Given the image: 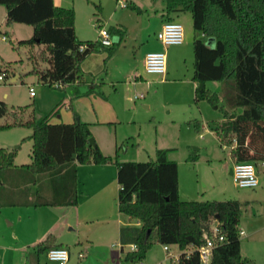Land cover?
<instances>
[{
	"label": "trees",
	"instance_id": "obj_1",
	"mask_svg": "<svg viewBox=\"0 0 264 264\" xmlns=\"http://www.w3.org/2000/svg\"><path fill=\"white\" fill-rule=\"evenodd\" d=\"M164 4L167 22H174L173 17L181 13L190 15L194 31L195 104L206 101L212 110H221L219 95L207 84L223 83L230 87L234 94L232 105L239 112L228 116L214 132L225 142L223 146L233 147L230 157L235 164L254 166L264 162V0H164ZM92 5L95 23L100 25L101 6ZM0 6L6 9L3 26L11 28L17 23L32 29L30 39L18 42L30 49L28 60L33 64L30 74H36L38 80L50 88L62 91L71 85L88 84L92 79L81 70L85 58L91 53L104 52L106 65L123 36L122 32L109 27V33L116 38L111 47L104 48L97 41H80L75 31L73 7L55 6L54 0H0ZM211 40H214L213 46L208 45ZM35 46L40 48L37 54H33ZM82 46L85 48L81 51ZM38 60L47 63L49 68L40 71ZM1 72L6 73V70ZM6 114L7 108L0 101V118ZM12 116L13 121L0 125V130L22 127L31 132L28 137L30 163L19 169L33 178L50 174L57 184L51 202L37 201L33 207H74L77 203L76 167L115 165L119 189L117 208L126 219L117 240L124 263H142L154 243L177 246L180 250L199 247L203 244L204 231H209L212 222L218 224L224 244L213 251L209 264L252 263L240 255L241 205L230 200L182 201L177 165L167 159V151H157L155 160L147 163L119 162L118 151L123 146L115 148L113 157L101 153L96 144L87 147L92 137L90 125L77 122L76 114L71 124H51L48 117L38 121L33 114L27 120ZM192 124L198 131L199 122ZM15 158L14 151L0 147V172L16 169ZM189 158L191 162L198 159L197 155ZM131 245L136 250H129ZM57 247L63 246L56 242L53 234H48L36 245L33 259L38 263L40 256ZM180 261V264H201L196 254Z\"/></svg>",
	"mask_w": 264,
	"mask_h": 264
},
{
	"label": "rangeland",
	"instance_id": "obj_2",
	"mask_svg": "<svg viewBox=\"0 0 264 264\" xmlns=\"http://www.w3.org/2000/svg\"><path fill=\"white\" fill-rule=\"evenodd\" d=\"M67 1L68 5L73 7L75 19L80 26V34H77V37L81 39L90 37L94 41L97 32L92 22L93 17L94 22L96 20L93 15L95 7L92 3L101 6L100 0ZM101 1L107 12L113 13L111 4L115 0ZM158 1L164 4V0H156ZM163 7L166 5L164 4ZM0 9L3 11L4 8L0 6ZM116 9L114 18L123 22L126 32L121 44L114 47L117 52L111 64L113 72L114 67H123L133 74L137 73L151 80L148 92L144 90V86L133 87L131 76L122 79L120 83L115 82L116 86L121 85L120 90L126 91L125 97L130 98V101L125 102V106L126 111L128 110L127 115L131 117L129 119L134 122L98 124L90 106V98H84V95L70 98L71 91H68V87L66 91L50 88L40 82L36 74H30L33 69V64L28 60L30 49L20 46L18 42L30 39L32 29L15 23L11 28L3 26L0 33V70H6V73L1 72L4 79L0 81V101L7 108V114L0 118V125L10 124L14 119L12 114L16 115V119L24 120L29 119L31 114L38 121L48 117L49 122L53 123L56 121L53 115L55 111L62 117L65 114L72 116L70 108H65L69 106L71 100V105L80 112L76 117L81 122L92 123V138L106 155L114 156L116 146L118 148L123 146L118 151L120 162L147 163L155 160L157 151H167L170 160L175 161L177 165L179 196L183 201H237L241 205L239 231L243 230L245 233L239 237L240 255L251 261V264H264V165L262 166L260 162L254 165L258 180L256 189L234 186L230 176L231 167L235 164L230 158L233 147L223 146L225 142L214 132L223 120L239 112V109L236 110L232 105L234 96L232 89L223 83L209 85L208 88L220 97L221 110H212L206 101H200L196 105L189 77H185L187 75L185 65L174 59V52L180 49L177 46L163 48L169 49L171 53L169 67H173L172 71H175L176 77L179 78L177 81L182 80L181 82L175 84L170 80L171 77L145 73L142 59L145 53L152 52L153 48L146 42L141 46L139 38L141 34L143 38H146L147 34L153 38L152 28L147 29L144 23L147 16L139 15L137 10L128 9L131 16L128 18L126 14L128 12H122L125 8L121 9L117 4ZM183 15L186 16H183L179 22L185 30V40L191 42L194 31L190 15L188 13ZM3 36L6 37V41L1 40ZM156 44L159 45L157 42ZM39 51L40 48L35 46L33 54ZM38 62L40 71L49 68L47 63L39 60ZM161 79L162 83H160ZM80 87L84 94L85 87ZM29 89L33 90V98L29 95ZM140 94H143L144 99H133L134 95ZM58 99L66 101L64 107L57 105ZM56 105L60 107L57 109ZM195 121L200 124L198 131L193 128L192 123ZM30 134V130L22 127L0 130V147L15 152L16 164L30 163L31 141L28 139ZM194 155H197L198 159L191 162L189 157ZM4 173L0 172L2 182V185L0 184V264H37L32 254L38 242L45 236L39 237L46 229L44 227L50 218L48 209L51 208L41 207L35 210L33 205L42 200L51 202L54 198L53 189L57 186L56 180L50 174L33 178L24 169ZM115 204L117 205L116 200ZM117 213L122 223H125L126 219L120 215L118 208ZM96 216L98 214L94 213L91 218ZM69 228L60 226L61 234L64 235V245L72 247L70 243L76 238V227L72 232ZM117 240L114 239L112 243L116 244ZM170 249L173 253L178 252L174 246ZM165 259L163 246L154 243L145 259L139 264H172ZM44 263L46 264L47 261L43 255L40 256L38 264Z\"/></svg>",
	"mask_w": 264,
	"mask_h": 264
},
{
	"label": "crops",
	"instance_id": "obj_3",
	"mask_svg": "<svg viewBox=\"0 0 264 264\" xmlns=\"http://www.w3.org/2000/svg\"><path fill=\"white\" fill-rule=\"evenodd\" d=\"M92 1L95 2V0ZM126 1L128 7L125 8L122 12L123 13L128 12L126 13L128 18H131L129 14V10H137L136 12L141 16L143 14H146L147 17L144 19V23H146L147 29L152 28L151 33L153 35V38L152 37L150 38V34H147L146 38L144 37L145 38L144 39L141 34L139 38L141 41V46H144V43L146 42L147 45L153 48L152 52L164 51L167 59V69H166V73L164 74L165 77H171L172 79L170 80L175 82V84L181 82L182 80L177 81L179 78L176 77L175 71H172L173 67H169V63L171 60L169 59V55H171L169 49L163 48V46H161L159 41L156 40V34L161 30L162 25L167 22V18L164 17L165 7H163L164 4L162 3V1L161 2L160 1L156 2V0L155 1L141 0L140 2H137V0H126ZM149 1H151L150 4ZM100 2L102 6L100 26H105L106 28L114 27L116 30L122 32L123 34L121 38L122 41L125 36L126 27L124 26L123 22H120V20L114 18V16L117 13L116 12L117 5H115L116 0L115 2L113 1V3L111 4L113 7L112 9L114 10L113 13L107 12V9L104 6L103 2L101 0ZM54 4L55 6L58 7H64V8L71 7L68 5L67 0H54ZM183 14L185 13H181L180 15L174 16L173 17L174 19L172 21L180 24L179 21L181 20V18L183 16H186ZM5 16H6V9L4 8L3 11H1L0 9V30L3 27ZM92 22L96 30L97 24L94 22V17L92 19ZM74 25H75L76 35L80 34V26L78 25L77 19H75ZM141 31H143V29H141ZM77 38L82 42L92 41L90 37H88L87 39H81L79 37ZM96 40L97 38L94 41ZM183 40H184L183 44H181V46H177L180 47V49L174 52L175 54L174 59L185 65L187 71V75L185 77H189V82L191 83L192 90L194 91L195 84L193 82V77H192L193 63H194L193 54H192L193 40L191 42H187L185 40V30H184ZM211 41L208 44L209 46L214 45V43L212 44ZM156 42L159 45H157ZM116 52L113 54V56H111L107 60L106 65L104 64L106 54H102V53L89 54V56H87L84 62L81 64L82 72L86 76L92 79L88 84L83 86L85 87L86 92L88 90H91L89 95L86 96L85 95L86 92L83 94V91H81L80 89L81 87L76 88V85H71L67 88L69 92L71 91L70 93L71 97L69 96L70 98L76 96L82 97V95H84L83 96L84 98L86 97L90 98V106L93 108L94 116L97 119V123L102 125H109L112 123L121 124L126 121L134 122L132 119H129L131 117L130 115H127L128 110L126 111L127 108L125 106V102L130 101V98L125 97L126 91L120 90L119 88L121 87V85L116 86L115 82L120 83V81H123L122 79H126L127 77L131 76L133 78V81L131 82V85L133 87L137 88L138 86H144V90L146 92H148L150 89L151 80L143 78L137 73L133 74L127 68L124 69L123 67L122 68L114 67V72H113V65L111 64L116 56L115 55ZM143 64H144V60H143ZM188 66H189V70H188ZM107 79H109L110 81L108 82ZM162 82L163 80L161 79L160 83ZM211 84L212 83H208L207 87H209V85ZM140 95H142L143 97V94ZM30 97L33 98V96ZM137 99H141V98H137ZM65 103L66 101H64L63 99L60 100L58 99L57 101V105L60 104V106L62 107L65 106ZM60 106H58L57 109ZM68 107L72 111L71 113H73L72 116L71 114L70 115L65 114V116L62 117L61 114L55 111L53 115L56 117L55 118L56 121H54L51 124L54 123L71 124L74 121L73 115L74 114L80 115V112H77L74 109V106L71 105V100L69 106L67 107L65 106V108ZM133 118L135 117L133 116ZM86 123L89 124L88 122ZM89 125L91 131L92 123ZM95 144L98 146V148L101 151L99 144L97 143ZM101 153L103 152L101 151ZM103 154L107 157H113L112 155H106L105 153ZM166 157L168 160H170L168 155ZM231 161L233 162L232 159ZM14 165L16 166V169H12L9 172H17L19 166L26 164H16L14 162ZM76 172H77L76 205H74V207H60V206L46 207V208H51L48 209L50 218L44 227L46 229L44 230L43 234L40 235L39 237H43L45 235L44 236L45 238L48 234H53L56 238V242L61 246H63L64 248H66L69 252V260L67 264H127L122 261L123 253L120 250L119 244L112 243L114 239H118V233L121 225L123 224L117 213V208H116L117 205L115 204V200L117 199L116 192L118 193L119 190L117 184V171L115 165L111 163L107 165H94V164L87 166L78 165L76 167ZM115 182H116V186H115ZM180 199L183 201L181 197ZM41 207L43 206H37L34 207V209L36 210L37 208H41ZM94 213L98 214V216L92 219L91 217ZM95 224H98V226H95ZM61 225L65 228L70 227L69 228L70 232L75 231V227H76V235H75L76 238L74 237L75 239L72 240L73 243H70L73 248L68 245H64L65 242L64 235L61 234L62 230H60ZM83 243L85 244L83 245ZM83 249H85L86 251H84ZM126 250H128V248Z\"/></svg>",
	"mask_w": 264,
	"mask_h": 264
},
{
	"label": "built area",
	"instance_id": "obj_4",
	"mask_svg": "<svg viewBox=\"0 0 264 264\" xmlns=\"http://www.w3.org/2000/svg\"><path fill=\"white\" fill-rule=\"evenodd\" d=\"M120 5L121 9L127 8L126 0H116V5ZM97 42L104 47H111L116 38L113 37L108 28L105 26H96ZM184 29L182 24L177 22H166L162 25L161 30L156 34V40L159 41L161 46H181L184 42ZM2 41H6V37L1 38ZM85 47H81L82 51ZM144 71L148 75L163 76L167 69V59L164 51L162 52H149L144 56ZM4 79V76L0 73V81ZM62 88L61 85H56ZM30 96H33V90L29 89ZM143 98L142 95L134 96V99ZM264 165V162L261 163ZM231 179L234 186L238 188L256 189L258 187L256 167L250 163L234 164L232 167ZM244 231L240 230L239 236L244 235ZM203 244L199 247L189 246L185 250H180L177 246H174L178 251L173 253L171 246H163L165 252L166 261L172 264H180V260L189 259L193 254H196L198 261L201 264H209L213 251L221 247L224 244V236L215 222L211 223L209 231H204L202 235ZM129 250H136V247L131 245ZM46 261L48 264H67L69 260V252L64 247H57L49 250L46 254Z\"/></svg>",
	"mask_w": 264,
	"mask_h": 264
},
{
	"label": "water",
	"instance_id": "obj_5",
	"mask_svg": "<svg viewBox=\"0 0 264 264\" xmlns=\"http://www.w3.org/2000/svg\"><path fill=\"white\" fill-rule=\"evenodd\" d=\"M212 42V44L214 43V40H212L211 41ZM210 43V42H209ZM76 121L77 122H79L80 120H79V118H77L76 119ZM94 144H95V141H94V139L91 137V139L88 141V148H90L91 146H94ZM231 174H232V169L230 170V176H231Z\"/></svg>",
	"mask_w": 264,
	"mask_h": 264
}]
</instances>
